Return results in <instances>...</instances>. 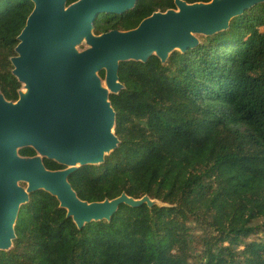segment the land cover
Instances as JSON below:
<instances>
[{"label":"trees","instance_id":"trees-1","mask_svg":"<svg viewBox=\"0 0 264 264\" xmlns=\"http://www.w3.org/2000/svg\"><path fill=\"white\" fill-rule=\"evenodd\" d=\"M172 9L175 0H137L122 15H99L93 32L133 30ZM33 10L31 0H0V94L9 102L23 88L12 60ZM118 78L123 89L109 102L119 143L68 181L89 203L125 194L158 204H122L109 220L79 228L38 190L21 206L0 264H264V2L165 62H120Z\"/></svg>","mask_w":264,"mask_h":264},{"label":"water","instance_id":"water-1","mask_svg":"<svg viewBox=\"0 0 264 264\" xmlns=\"http://www.w3.org/2000/svg\"><path fill=\"white\" fill-rule=\"evenodd\" d=\"M31 1L34 10L12 60L14 75L31 92L22 96L20 91L17 102L0 94V251L12 248L19 210L38 190L55 196L79 228L109 220L122 204L152 206L147 197L136 200L125 194L103 202L82 201L68 181L80 166L103 163L119 143L109 94L123 89L118 78L120 62H146L153 55L165 62L174 51L196 47V34L226 30L234 17L264 2L175 0L177 10L155 12L136 29L90 35L99 15H122L137 0H79L69 6L67 0ZM85 38L91 49L78 55L74 48ZM174 45L181 50H171ZM103 70L109 93L95 76ZM17 147H32L37 155L22 157ZM44 158L67 168L47 170Z\"/></svg>","mask_w":264,"mask_h":264},{"label":"rangeland","instance_id":"rangeland-1","mask_svg":"<svg viewBox=\"0 0 264 264\" xmlns=\"http://www.w3.org/2000/svg\"><path fill=\"white\" fill-rule=\"evenodd\" d=\"M176 10H177V9H176ZM89 34H90V35H94L93 31H91ZM208 36H209V35H207V34H196V35H195V38L197 39L198 42H200L202 39H205V38H207ZM90 49H91V46H90L89 42L87 41V38H85V40H84L81 44L77 45V46L74 48L75 52H76L78 55H80L81 53H83V52H85V51H87V50H90ZM100 72H101V71L96 72V73H95V76L99 79L100 87H101L102 89H104V90H107V92L109 93L110 90L107 88V84H106V73H105L104 78H102L101 75H100ZM25 87H26V85L23 83V89H24ZM23 89H22V90H23ZM22 90H21V92H22ZM21 148H22V147H17V149H16L17 152H19V150H20ZM79 166H80V164L76 165L75 168H77V167H79ZM66 168H67V166H66ZM18 184H19L21 187H24V188L27 187L26 183L18 182ZM149 203H150V205L157 204V202H152V201H150Z\"/></svg>","mask_w":264,"mask_h":264},{"label":"bare ground","instance_id":"bare-ground-1","mask_svg":"<svg viewBox=\"0 0 264 264\" xmlns=\"http://www.w3.org/2000/svg\"><path fill=\"white\" fill-rule=\"evenodd\" d=\"M172 49L181 50V48H180L178 45H174V46L171 48V50H172ZM154 54H157V51H155ZM30 92H31V89L26 85V87L22 90V96H28V95L30 94ZM108 149H109V148H108ZM27 183H29V182H27Z\"/></svg>","mask_w":264,"mask_h":264}]
</instances>
